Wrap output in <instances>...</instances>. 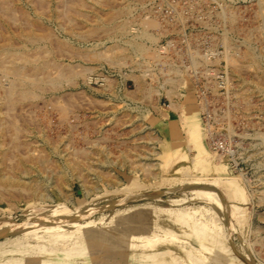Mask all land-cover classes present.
<instances>
[{
  "label": "rangeland",
  "instance_id": "374dc122",
  "mask_svg": "<svg viewBox=\"0 0 264 264\" xmlns=\"http://www.w3.org/2000/svg\"><path fill=\"white\" fill-rule=\"evenodd\" d=\"M43 1L0 0V63L15 60L38 79L56 70L55 86L43 79L27 87V98L14 92L8 99L14 77L0 65V228L41 230L62 214L74 217L64 230L73 237H88L81 227L98 223L92 235L115 243H165L209 264H264V143L257 139L264 134V0ZM125 40L143 54H131ZM166 42L168 57L159 47ZM190 48L223 49L235 58V69L222 58L236 90L232 114L222 120L240 143L236 169L207 140L182 66ZM195 147L206 158L196 170ZM75 162L81 173L72 170ZM30 237L0 236V250Z\"/></svg>",
  "mask_w": 264,
  "mask_h": 264
},
{
  "label": "bare ground",
  "instance_id": "6f19581e",
  "mask_svg": "<svg viewBox=\"0 0 264 264\" xmlns=\"http://www.w3.org/2000/svg\"><path fill=\"white\" fill-rule=\"evenodd\" d=\"M39 1H42L44 3L43 0H39ZM56 1H58V0H56ZM69 1L71 2V0H69ZM62 2H63L62 0L59 1V3H62ZM64 2H65V0H64ZM79 2H81V0ZM5 4H7V3H5ZM73 4L68 2V4L66 6L68 7V5H69L70 7H73ZM75 4H77V3H75ZM39 5H41V4H39ZM76 7H78V6H76ZM2 9H3V7H2ZM41 11H43V10H41ZM66 12L68 14L71 11L70 12L66 11ZM64 14H66V13H64ZM68 20L69 19H67V21ZM149 21H151V20H149ZM260 26H261V24H260ZM124 27H125L124 25H120L117 27V31H119V34L124 33V29H125ZM33 29H35V28H33ZM140 34H142V33H140ZM142 36L148 40H152L149 34H146L143 32ZM54 45H56V44H54ZM171 45H172L171 42H166V44L164 46H161V45L159 46L162 49L161 53L163 56H165V55L167 57L169 56V51H170ZM122 46L129 48V50L132 52L131 54H133V53L138 54V53L142 52V50H144V48L142 49V46H140L138 43L130 42L127 40L122 42ZM52 47H53V45H52ZM57 47H55V48H57ZM118 48H119V46H118ZM116 50H118V49H116ZM198 50H196L195 48H190V51L187 52L188 60H186V63L185 62L182 63L183 70L186 73V75L189 77L191 83L193 84L194 92H195V94H194L195 99L199 105V108L201 109L200 118L203 121V123L205 124V126H208V129H209L208 133L209 134L207 136L208 137L207 140H208L209 144L211 145L210 146L211 150L226 158L227 165H228L229 169H231V168L236 169L239 162L241 160H243L242 154L239 152L240 143L236 142L237 137L230 135L229 131H227V123L226 122L224 123V121L222 120L226 117H229L232 114L230 103H233V101L235 102V99H236V95H235L236 90H235V85H234V79H233L232 73L230 72L231 67L228 66L226 63V62H228V63L230 62L229 64L234 66L233 69H235V65H236L235 61H234L235 58L228 56L226 52L225 53L223 52L224 51L223 49H222V51H220L218 49L202 48L199 50V52H198ZM120 51H123V50H120ZM145 51H146V49H145ZM228 52H229V50H228ZM119 53H121V52H119ZM142 54H143V52H142ZM218 54H221V55L219 56ZM234 56H236V55H234ZM219 57L221 59H219ZM237 57H239V56H236V58ZM200 58L203 59L202 60L203 62L200 60ZM257 58H258V56H257ZM263 58H264V56H263ZM31 59H32V57H31ZM194 60H200V62H197ZM210 61H212L213 63H209ZM215 61H218V62L215 63ZM25 62L27 64H31V65L33 64L27 60ZM52 62H53V60H52ZM3 63H4V61H3ZM21 63H22V61H21ZM43 63H45V62H43ZM200 63H201V65L198 66ZM1 64H2V62L0 63V65ZM111 64H113V63H111ZM3 65L5 66V68H7L4 70L8 71V73H7V71L6 72L2 71L4 73V75H10L9 73H11V75H13V77H14V80H13L14 82L12 81L11 85H9L10 87L7 90V93L5 94V96L7 98H8V95H10L11 93H14V92H15V94H16V92L20 93V98H21V95L25 96V94H27L25 97V98H27L28 94H30L29 88H27V87H31V89H32L33 86L39 85V82L41 83V81H44V80H45V82H50L49 85H52V86L56 85V83L54 81L55 77L52 76V74L56 73V70L53 71L52 73H47L46 75H45V73L43 74V72H42L43 75L40 76L41 77L40 79H38L39 77L38 78H31L30 76L24 74L22 71L23 70L22 68H24V67L18 66L17 63L15 62V60H13V61H12V59H10L8 61L6 60L5 64H2V66ZM32 67L34 69L36 67L35 64H34V66H30V69H32ZM57 67L59 68V66H57ZM248 67H250V66H248ZM0 68H2V67L0 66ZM228 68H229V72H228ZM47 69H48V67H47ZM54 69H55V65H54ZM60 69H61V67H60ZM38 70L40 71V68ZM52 70H53V68H52ZM42 71L47 72V70H45V69ZM170 71L174 72L175 74L179 73L178 70H176L175 68L173 69V67L170 68ZM38 73H36V74H38ZM39 74H41V72ZM66 77L67 76H65L64 78H66ZM70 78H72V77H70ZM229 83H231V85H232L231 86L232 90H229V94H228L226 86L229 85ZM137 88H138V86H136V90H137ZM167 94H168V92H167ZM30 96L31 95H29V97ZM3 98H5V97L3 96ZM5 100H6V98H5ZM10 102H11V100H10ZM10 102H8V103H10ZM217 102L220 103L222 106L216 105ZM5 103H6V101H5ZM12 123H11V125H13ZM7 124H10V122ZM209 127H212L213 130L210 131ZM11 129H13V127ZM11 132H13V131H11ZM187 132H189V131H187ZM195 134H197V133L192 132L189 134L190 139L194 140V143L196 142V138H195L196 135ZM10 139L12 140L11 136H10ZM257 139L261 143H264V134L259 133V135H257ZM18 145H19V143H18ZM195 148H196L197 154H196L195 158L190 161V163H192V164L201 163L202 164L206 158L203 157L202 151H200L197 147H195ZM81 154H83V153H81ZM70 156H71V154H70ZM83 156H84V154L82 155V157ZM31 157H32V159L34 158L33 156H30V158ZM79 157L81 158V156H79ZM181 159L184 161L186 158L182 156V157H180V160ZM75 160H76V158H75ZM36 161L37 160L35 159V162ZM69 162H67L65 164H68ZM72 162H70V163L72 164ZM76 162L74 163L75 166H73L72 170L76 169L77 171H79V173H81L82 170L79 167L80 165H78L79 162H77L78 164ZM40 163H42V162H40ZM197 164L194 167L195 170L201 165V164H199V166L197 167ZM37 165H41V164H37ZM32 166H34V165H32ZM42 166H45V165L42 164L41 167ZM191 166L193 167V165H191ZM68 167L72 168L70 166H68ZM82 168H84V167L82 166ZM86 169H87V167L85 168V170ZM87 170L88 171L86 173L89 172V168ZM143 170L144 169H142V171ZM147 170L151 171L149 169H147ZM197 171H195V172H197ZM51 173H53V172H51ZM90 174H91V171H90ZM81 175L82 174H80L79 176L77 175V176L80 177ZM3 176H4V174H3ZM3 178H5V177H3ZM84 181H85V189L86 190L91 189L90 186H92V185H90V182H88L87 179H84ZM183 186L184 187L180 186L181 188L179 187L180 190H193L194 191V190L200 189V187H201L200 185L189 186V187H187L188 185L186 187H185V185H183ZM37 188L39 189V192H40L41 191L40 189L42 187H37ZM176 188H178V187H176ZM179 188H178V190H179ZM203 189L207 190L210 188L204 187V185H203ZM190 192H192V191H190ZM41 194H43V193H41ZM203 194L206 195L205 193H203ZM203 194H201V196ZM197 196H200V194H197ZM140 197H144V196L141 195ZM193 198H196V196L193 195ZM173 200L174 199H171V201H173ZM177 203H179V202H177ZM112 205L113 204H108L105 207H110ZM215 210L217 211V213L219 212L218 209H215ZM59 216H62V217L56 218V220L50 221V222L45 223V224H41V225H44V228H42L41 230H39L40 228L38 230H37V228L34 229L33 226H30V228H33V229H30L28 227H26V228L24 227L23 230H21L19 227L17 229V227H16L15 229H17V231L13 234V233H8V231L6 230L7 228H4V229L0 228V229H2L0 231L1 232L0 236L12 237V236H15L18 234H20V237H25L28 235L32 236L29 239H18V240L14 239V240H10V241L6 242L5 244L7 245V247L0 250V264H209L204 259L199 257L200 254H196V253H194V251L193 252L192 251L191 252L190 251H187V252L181 251L180 252V251H176V250L174 251L172 248H170L169 245H167L165 243H163L162 245H159V246H155V245L141 246V244H139L136 241H133V242L131 241L132 243H129V244H120L118 242L115 243L114 240H111L107 236L101 237V236H98V234H96V233H94L92 235V232L96 231L98 223L94 226L89 224V225H84L81 227L82 230L90 233V235L88 237L87 236L86 237H78V236L73 237L72 233H68L67 231H64V230L68 229L69 227L72 226L71 224L75 223V221H72V220H74L73 219L74 217L71 218L70 216H66V215L63 216L62 214H59ZM67 225H71V226H67ZM40 227H42V226H40ZM44 231H45L44 234H46V235L41 237V238L33 236V235L37 234L38 232H44ZM62 231H64V232H62ZM10 239H12V238H10ZM69 241H70L69 247L63 245V244H65V242H69ZM40 242H44V244H41ZM123 245H125V246H123Z\"/></svg>",
  "mask_w": 264,
  "mask_h": 264
}]
</instances>
